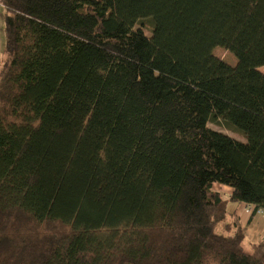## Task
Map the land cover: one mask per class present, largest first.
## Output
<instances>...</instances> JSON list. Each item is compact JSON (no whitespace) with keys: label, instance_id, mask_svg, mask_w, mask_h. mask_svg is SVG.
Masks as SVG:
<instances>
[{"label":"trees","instance_id":"16d2710c","mask_svg":"<svg viewBox=\"0 0 264 264\" xmlns=\"http://www.w3.org/2000/svg\"><path fill=\"white\" fill-rule=\"evenodd\" d=\"M0 3V264H264V0Z\"/></svg>","mask_w":264,"mask_h":264},{"label":"crops","instance_id":"0c3cea01","mask_svg":"<svg viewBox=\"0 0 264 264\" xmlns=\"http://www.w3.org/2000/svg\"><path fill=\"white\" fill-rule=\"evenodd\" d=\"M3 7L0 3V69L5 60V34H4V20H3ZM228 189L229 193L224 195V197L229 198L232 193V189L227 186L215 185L216 188ZM217 191V190H216ZM219 192V191H218ZM253 215V216H252ZM238 216L241 219L243 226H246V235L249 242L255 243L264 235V214L262 212H256L254 214V206H249L245 203L241 204L238 208ZM252 217V220H250ZM249 220L251 221L250 224Z\"/></svg>","mask_w":264,"mask_h":264},{"label":"rangeland","instance_id":"374dc122","mask_svg":"<svg viewBox=\"0 0 264 264\" xmlns=\"http://www.w3.org/2000/svg\"><path fill=\"white\" fill-rule=\"evenodd\" d=\"M214 55L216 57H218L219 59H221L222 61H224L225 63H227L228 65L232 66V67H235L237 66L238 64V61H237V58L235 57V55L233 53H231L230 51L224 49V48H216L214 50ZM260 71L264 73V67L260 68ZM209 127L214 129V130H217L219 132H222L224 134H227L228 136L238 140V141H241V142H246L247 139L246 137L242 136V135H239L235 132H233L232 130H229L227 129L222 122H219V123H210L209 124ZM217 191L219 192H222L224 195H226L227 193H229L228 189H223V188H216ZM222 194V195H223ZM223 195V196H224Z\"/></svg>","mask_w":264,"mask_h":264}]
</instances>
